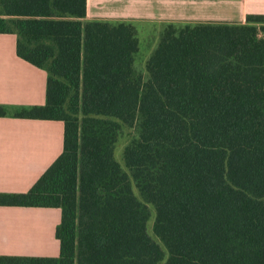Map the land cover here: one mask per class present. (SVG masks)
Returning <instances> with one entry per match:
<instances>
[{
	"label": "trees",
	"instance_id": "1",
	"mask_svg": "<svg viewBox=\"0 0 264 264\" xmlns=\"http://www.w3.org/2000/svg\"><path fill=\"white\" fill-rule=\"evenodd\" d=\"M140 32L88 0H0V34L48 74L46 103L13 115L65 124L31 189L0 193L62 210L60 255L0 264H264V14L164 25L146 75Z\"/></svg>",
	"mask_w": 264,
	"mask_h": 264
},
{
	"label": "crops",
	"instance_id": "2",
	"mask_svg": "<svg viewBox=\"0 0 264 264\" xmlns=\"http://www.w3.org/2000/svg\"><path fill=\"white\" fill-rule=\"evenodd\" d=\"M248 14H264V0H88L89 19L130 21L142 32L169 23H244ZM47 80L17 54L16 35L0 34V105L9 110L0 116V193L30 190L64 150L63 121L13 115L46 103ZM61 220L60 208L0 205V255L59 257Z\"/></svg>",
	"mask_w": 264,
	"mask_h": 264
},
{
	"label": "rangeland",
	"instance_id": "3",
	"mask_svg": "<svg viewBox=\"0 0 264 264\" xmlns=\"http://www.w3.org/2000/svg\"><path fill=\"white\" fill-rule=\"evenodd\" d=\"M158 34L155 31L152 32H140V39H141V50L137 54V61H136V66L138 70L146 75V69H145V63L150 54L153 52L154 48L156 47V44L159 40V36L156 35ZM133 129L125 128L123 131V136L118 143L117 146V157L118 159L124 164L123 158H122V152L124 146L127 144V142L130 140L131 136L134 134ZM153 224H154V216L151 218L149 222V233L151 236L154 238L155 235L153 233Z\"/></svg>",
	"mask_w": 264,
	"mask_h": 264
}]
</instances>
